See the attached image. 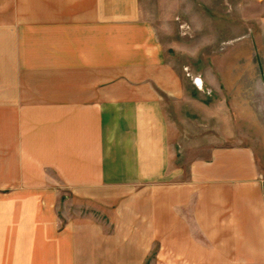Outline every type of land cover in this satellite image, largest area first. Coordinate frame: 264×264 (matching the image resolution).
Masks as SVG:
<instances>
[{
    "label": "rangeland",
    "instance_id": "1",
    "mask_svg": "<svg viewBox=\"0 0 264 264\" xmlns=\"http://www.w3.org/2000/svg\"><path fill=\"white\" fill-rule=\"evenodd\" d=\"M29 2L38 10V0ZM3 5L1 26L8 18ZM137 5L123 16L126 41L118 54L111 51L122 61L111 65L103 48L77 47L70 32L49 29L42 40L34 25L1 32L0 264H222L209 254L215 241L201 237L198 191L188 205L177 198L176 187L194 181L192 166L208 154L216 133L189 104L214 108L217 85L237 86L236 72H264V0ZM36 14L31 18L39 21ZM156 46L161 65L152 54ZM158 65L177 72L187 98L174 99L152 79ZM119 96L143 105L125 108ZM154 112L161 152L152 165L146 148ZM183 116L192 143L171 144L170 153L167 125L183 131ZM259 123L248 129L264 146ZM122 134L142 135L138 162L107 157L119 150L114 141ZM120 160L138 163L133 169L140 173L119 174Z\"/></svg>",
    "mask_w": 264,
    "mask_h": 264
},
{
    "label": "crops",
    "instance_id": "2",
    "mask_svg": "<svg viewBox=\"0 0 264 264\" xmlns=\"http://www.w3.org/2000/svg\"><path fill=\"white\" fill-rule=\"evenodd\" d=\"M19 1L21 3L16 5L15 0L11 3L9 0L7 3L6 0H0V5L2 3L5 4L3 5L5 8L7 6L8 15V18L4 19L5 24L2 22L4 25H0V35L5 30L25 31L30 25L39 27L41 40L45 38L44 31L49 29L55 30L54 32L60 30L61 33L70 32L77 47L103 48L104 54L108 56L105 61L108 65L122 61L113 60L110 56L111 51L114 49L113 53L118 54L117 46L126 41L122 37L128 31V22L127 17L123 16L135 14L138 8L137 0H38L35 2L38 4V10H34L28 0ZM36 13L39 15V21L31 18V15ZM10 20L13 24L19 23L16 24L17 27L10 28L8 25L11 23ZM27 23L29 25H25ZM54 24L55 27L49 28ZM134 24L138 23L131 25ZM99 35L101 38H97ZM157 47L152 50V54L156 55V59L158 58L156 62L161 65ZM124 60L126 59L123 58ZM152 71V79L163 89L165 87L167 93L173 95L174 99L178 100L182 94L185 98L188 97L186 88L179 85V75L168 65L160 67L158 65L157 69ZM236 75L239 79L237 86L230 88L217 85L214 92V108L200 102L198 108L196 104H189L201 112V123L215 128L216 133L211 138L214 145L208 154L200 155L199 162L192 166L194 181L190 182L189 186L185 184L176 187L178 193L181 192L177 198L184 205H188L190 195L198 191L201 237L215 241V246L210 247L209 254L215 255L216 260H221L222 264H264V184L261 179L264 174V170L261 169L264 146L261 145L262 138H258L256 130L248 129L254 127L258 121H260L258 125L264 127V72H236ZM155 96L152 95V98L158 99ZM115 97L118 98V95ZM119 100L125 108L128 106L138 108L139 105H143L139 103V99L135 101V105L129 101L125 104L126 98L121 96ZM78 109H86V106ZM158 110L156 108L157 112ZM154 113L151 145L146 148V151L152 154L151 161L146 163L152 165L155 159L160 157L161 152L159 116L156 117ZM131 117L135 119L137 115L131 112ZM180 118L184 122L183 131L171 122L167 125L168 150L171 144L177 142L192 143V139L185 138L189 133L185 124L187 118L186 116ZM142 140V135H119V139L114 141L120 144L119 150H115V155L109 154L107 157L134 158L138 162L143 157L139 152H144L143 147L139 145ZM116 168L119 174L140 173L139 170L133 169L140 168L138 163L129 167L124 160H120ZM155 206L158 212V201Z\"/></svg>",
    "mask_w": 264,
    "mask_h": 264
},
{
    "label": "built area",
    "instance_id": "3",
    "mask_svg": "<svg viewBox=\"0 0 264 264\" xmlns=\"http://www.w3.org/2000/svg\"><path fill=\"white\" fill-rule=\"evenodd\" d=\"M263 202H264V192H263Z\"/></svg>",
    "mask_w": 264,
    "mask_h": 264
}]
</instances>
